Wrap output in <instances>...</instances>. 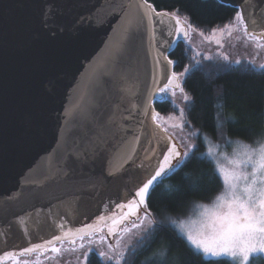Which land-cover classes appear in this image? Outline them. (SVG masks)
<instances>
[{
    "label": "water",
    "instance_id": "water-1",
    "mask_svg": "<svg viewBox=\"0 0 264 264\" xmlns=\"http://www.w3.org/2000/svg\"><path fill=\"white\" fill-rule=\"evenodd\" d=\"M220 1L264 13V0ZM127 3L0 0V258L61 234L60 224L100 226L155 165L145 150L164 147L144 106L153 76L163 84L172 66H156L144 28L123 31Z\"/></svg>",
    "mask_w": 264,
    "mask_h": 264
},
{
    "label": "snow or ice",
    "instance_id": "snow-or-ice-1",
    "mask_svg": "<svg viewBox=\"0 0 264 264\" xmlns=\"http://www.w3.org/2000/svg\"><path fill=\"white\" fill-rule=\"evenodd\" d=\"M120 7L124 10L123 31L126 34L139 28H144L149 33L150 42L156 48L154 61L157 67L160 66L161 57L168 66L174 65L175 62L166 53L178 42L188 43L189 49L195 52L192 60L195 65H200L202 61L197 57L202 53L193 47V34H198L211 43L212 38L219 32L226 34L229 39L235 37L245 47L251 45L254 55L248 62L253 67L264 70V62L256 64V56L264 50V13L258 20L254 16L246 15L241 6L223 28H213L211 35L205 36L203 31L190 23L187 16L178 15L179 9L172 12L157 11L150 0H128L126 5L122 4ZM215 43L221 50L225 46L220 40ZM230 46L235 47L234 44ZM216 55L224 62H229V55L220 51ZM212 59L211 55H203V60ZM234 62L240 64L241 60L236 59ZM190 67L191 65L185 67L181 73L166 69V72L170 71V75L164 76L163 84L158 76H153V89L144 106V114L150 115L155 128L164 134L160 139L165 144L163 148L158 144L156 148L145 150L144 159H155L156 163L154 166L149 165L151 171L135 188L131 198L116 204L110 215L99 216L100 226L89 225L73 231L64 230V225L60 224L61 234L16 252L6 253L4 258L17 259V264H21L18 257H29L34 253H51L54 258L62 257L64 253H78L76 260L87 264L89 254L94 253L101 264H127L131 240L138 238L139 243L156 230V214L150 208L152 193L166 177L182 168L194 155V151L198 150L192 138H199L200 133L192 130L185 134L186 123L189 129L191 124L185 120V107L176 104L178 93L185 106L191 102V97L185 92L180 79L189 73ZM169 96L179 110L180 122L170 125L173 129H179L178 139L175 131L170 133L169 127L161 123L159 112L154 109L149 112L153 97L165 100ZM133 139V146L128 149L125 157L130 162L135 155L134 145L139 142L140 137L137 135ZM232 143L226 141L227 146ZM219 149V145L208 146L206 153L199 157L214 165L217 178L222 181V191L213 206L199 205L203 209L199 213V219L185 221L180 217H169L167 222L185 241L190 251L210 258L214 264H256L258 260L264 259V143L255 140L238 143L233 147L231 155ZM84 155L87 158V154ZM120 167H123L122 163ZM139 167L144 169L145 164L141 162ZM105 229L106 234H103ZM109 238H112L111 242ZM4 258H0V264H3ZM22 264L31 262L24 259Z\"/></svg>",
    "mask_w": 264,
    "mask_h": 264
},
{
    "label": "trees",
    "instance_id": "trees-1",
    "mask_svg": "<svg viewBox=\"0 0 264 264\" xmlns=\"http://www.w3.org/2000/svg\"><path fill=\"white\" fill-rule=\"evenodd\" d=\"M157 11L187 16L192 25L208 33L232 20L238 8L220 0H150ZM186 42H178L169 53L176 73L190 67L182 86L191 97L185 106L186 131L198 130L193 138L198 150L175 174H170L156 188L150 199V208L156 214L155 231L143 241L129 247L127 264H214L190 251L185 241L167 222L169 217L186 216L196 203L212 201L222 190L214 165L199 159L205 151L202 134L215 143L223 139L244 143L258 141L264 133V70L250 64H224L201 60L195 65L193 50ZM156 112L169 115L177 111L170 99L156 100ZM87 264H101L97 255L89 254ZM256 264H264V259Z\"/></svg>",
    "mask_w": 264,
    "mask_h": 264
},
{
    "label": "rangeland",
    "instance_id": "rangeland-1",
    "mask_svg": "<svg viewBox=\"0 0 264 264\" xmlns=\"http://www.w3.org/2000/svg\"><path fill=\"white\" fill-rule=\"evenodd\" d=\"M220 28H223V27H220ZM211 32H212V30L209 31L208 33L204 32V34H205V36H210ZM217 40H220L224 43L225 46L222 50L215 43V41H217ZM193 41H194L193 47L195 48V50L200 51L202 53V55L199 56V58H203V55H211L213 57V59L219 63L236 64L234 61L236 59H239V60H241L240 64H242V63L250 64L248 61L250 59H252L253 55H254V50H253L251 45H249L248 47H245L243 44L237 42L235 40V37H233L232 39H229L226 34L222 35L219 32H217L216 35L212 38L211 43H209L203 37H200L198 34H195V33L193 34ZM232 44H234L235 47H231L230 45H232ZM218 51L222 52V54L229 55V58H230L229 62H224L220 56H217L216 53ZM194 54H195V52H194ZM262 62H264V50H261L259 55L256 56V64L258 65L259 63H262ZM250 65H252V64H250ZM256 68H259V67H256ZM183 77H180L181 82H182ZM166 99H170L172 101V98L170 96L167 97ZM176 104H179L180 106L185 107V105L183 104L182 100L179 97V93H178V96L176 98ZM178 118H179V110L178 109L175 113H172L169 115H161V123L164 124L165 127H169L170 133L175 131L177 134V136H176L177 139L180 136L179 129H173L170 127V125L180 122ZM165 121H167V123H165ZM187 133H188V131L185 130V134H187ZM202 141L205 145V151L203 152V154L206 153L208 146L215 147L216 145H219L220 146L219 150L221 152H227L229 155H231L233 152V147H235L238 143H244V142H241L238 140H227V139H225V140L223 139L221 142L215 143L206 134H202ZM206 141L209 143H206ZM226 141H232L233 143L231 146H227ZM192 142L195 144V141L193 138H192ZM258 142L264 143V133L258 139ZM219 194H217V196ZM216 197L210 202L196 203L189 214H187L186 216H181L180 218H183L185 221L199 219V213L203 209H202V207H198V206L204 205V206L212 207ZM103 234H106V231ZM136 240H138V238L132 239L130 246ZM77 243H79V241H77ZM65 247H67V244L65 245ZM77 255H79V254L78 253H64V255L62 257L54 258L53 254H51V253H45L43 255H40L39 253H34L29 257H18V260L21 262V264H22V261L24 259H29L31 264H81L80 261L76 260ZM37 257H39V259H37ZM207 259H210V258H207ZM3 264H17V259H10V260L6 261V263H3Z\"/></svg>",
    "mask_w": 264,
    "mask_h": 264
},
{
    "label": "flooded vegetation",
    "instance_id": "flooded-vegetation-1",
    "mask_svg": "<svg viewBox=\"0 0 264 264\" xmlns=\"http://www.w3.org/2000/svg\"><path fill=\"white\" fill-rule=\"evenodd\" d=\"M3 263H6V262H3Z\"/></svg>",
    "mask_w": 264,
    "mask_h": 264
}]
</instances>
